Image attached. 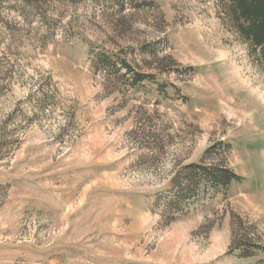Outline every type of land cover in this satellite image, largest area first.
<instances>
[{"label": "rangeland", "instance_id": "374dc122", "mask_svg": "<svg viewBox=\"0 0 264 264\" xmlns=\"http://www.w3.org/2000/svg\"><path fill=\"white\" fill-rule=\"evenodd\" d=\"M234 2L0 0V264H264V60ZM192 165L238 180L180 201Z\"/></svg>", "mask_w": 264, "mask_h": 264}, {"label": "trees", "instance_id": "16d2710c", "mask_svg": "<svg viewBox=\"0 0 264 264\" xmlns=\"http://www.w3.org/2000/svg\"><path fill=\"white\" fill-rule=\"evenodd\" d=\"M231 17L238 23H241V33L245 36L253 51L259 50L258 58L264 60V0H235L232 9L230 11ZM105 58V57H104ZM109 60H102L103 66L108 69L110 66L107 62ZM121 66L125 69L128 75L134 73L133 68L127 64L126 61H121ZM138 83H142L145 79L141 74H135L133 77ZM197 177L201 180L206 187L212 189L215 192L227 191L230 184L238 177L230 170L210 167L205 168L198 165H192L187 167L184 178L178 175L174 179L175 195L180 200L187 195L190 196V192L196 187ZM183 179V180H182ZM181 201V200H180ZM177 207L176 202H171ZM236 249L243 250V253L248 249L258 250L257 246L250 243L240 242L237 244ZM252 250V251H253ZM243 254L242 257H249Z\"/></svg>", "mask_w": 264, "mask_h": 264}]
</instances>
